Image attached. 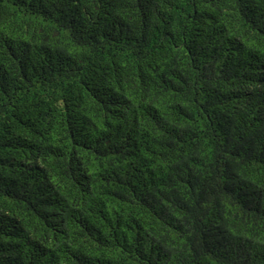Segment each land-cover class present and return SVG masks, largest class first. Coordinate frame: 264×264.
<instances>
[{
    "label": "trees",
    "instance_id": "obj_1",
    "mask_svg": "<svg viewBox=\"0 0 264 264\" xmlns=\"http://www.w3.org/2000/svg\"><path fill=\"white\" fill-rule=\"evenodd\" d=\"M0 264H264V0H0Z\"/></svg>",
    "mask_w": 264,
    "mask_h": 264
}]
</instances>
